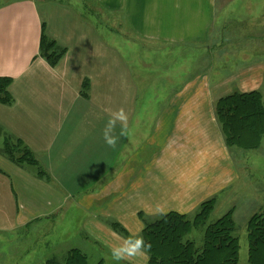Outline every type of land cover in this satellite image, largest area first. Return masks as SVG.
<instances>
[{
	"label": "crops",
	"instance_id": "obj_1",
	"mask_svg": "<svg viewBox=\"0 0 264 264\" xmlns=\"http://www.w3.org/2000/svg\"><path fill=\"white\" fill-rule=\"evenodd\" d=\"M217 1L0 0V79L13 99L0 101L1 238L60 224L111 252L142 238L146 222L196 215L232 190L241 173L215 104L260 91L264 62L217 79ZM45 36L64 50L56 65L42 54ZM202 48L213 67L199 72ZM120 109L127 129L117 123L113 148L103 130ZM6 140L38 164L13 163Z\"/></svg>",
	"mask_w": 264,
	"mask_h": 264
},
{
	"label": "rangeland",
	"instance_id": "obj_2",
	"mask_svg": "<svg viewBox=\"0 0 264 264\" xmlns=\"http://www.w3.org/2000/svg\"><path fill=\"white\" fill-rule=\"evenodd\" d=\"M216 9L217 29L220 28L213 49L217 79L226 78L254 63L264 62V0H232L229 3L218 0ZM211 61L209 49L202 48L195 64L196 71H208ZM150 80L151 86L158 85V82L161 84L159 78L152 77ZM260 91L264 95V83ZM158 112H152L153 117ZM230 150L237 160L241 179L232 190L216 199L206 223L193 227L187 240L202 250L207 229L231 214L235 224L232 235L238 239L240 247L237 264H253L255 257L250 223L257 216L264 218V139L258 148ZM194 216L189 218L193 220ZM70 229L59 224L54 228L39 226L19 234H3L0 237V264H47L50 260L65 264L72 249L85 253L90 264H116L110 251L91 240H80L82 237L71 234ZM119 264L129 263L122 260Z\"/></svg>",
	"mask_w": 264,
	"mask_h": 264
},
{
	"label": "trees",
	"instance_id": "obj_3",
	"mask_svg": "<svg viewBox=\"0 0 264 264\" xmlns=\"http://www.w3.org/2000/svg\"><path fill=\"white\" fill-rule=\"evenodd\" d=\"M41 51L51 65H56L64 53L46 36ZM9 84L10 80L0 79V101L4 104H11L13 100L8 93ZM215 117L229 149L258 148L264 139V95L260 91L232 93L221 98L215 106ZM3 153L21 167L38 164L31 151L20 141L6 140ZM40 176L44 178L42 172ZM215 203L216 199L203 203L193 220L187 215L169 213L155 222H146L142 239L150 245L144 250L150 258L148 264H237L240 247L238 239L232 235L235 224L231 214L207 229L202 250L187 240L193 227L206 223ZM113 227L123 231L117 224H113ZM250 227L255 257L253 264H264V218L255 217ZM56 263L55 260L47 262ZM65 264L90 262L81 250L72 249Z\"/></svg>",
	"mask_w": 264,
	"mask_h": 264
},
{
	"label": "clouds",
	"instance_id": "obj_4",
	"mask_svg": "<svg viewBox=\"0 0 264 264\" xmlns=\"http://www.w3.org/2000/svg\"><path fill=\"white\" fill-rule=\"evenodd\" d=\"M127 114L123 109L111 112L105 128L103 130V138L109 147H115L117 137L113 135L117 123L121 124V135L125 134L127 129ZM150 248V245L142 238L125 239L119 246L111 250L112 260L119 264L120 261L131 259L137 255L143 254L144 250Z\"/></svg>",
	"mask_w": 264,
	"mask_h": 264
}]
</instances>
